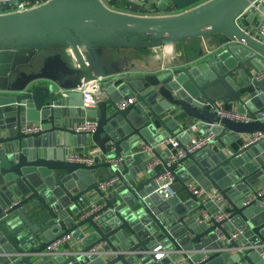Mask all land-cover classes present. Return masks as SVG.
I'll return each instance as SVG.
<instances>
[{
	"label": "water",
	"instance_id": "1",
	"mask_svg": "<svg viewBox=\"0 0 264 264\" xmlns=\"http://www.w3.org/2000/svg\"><path fill=\"white\" fill-rule=\"evenodd\" d=\"M255 1L51 0L0 15V264H264V194L244 203L264 183V139L231 147L232 139L264 131L258 115L264 109V78L258 77L264 42L246 24L256 13L249 8ZM260 9L262 19L264 0ZM211 33L227 38L221 48L156 72L107 76L91 68L84 52L155 42L163 54L165 43ZM47 47L74 54L79 81L66 88L50 78L20 79L18 66ZM95 76L104 78L97 105L85 110L82 93L70 91L69 97L82 95L78 107H71L62 90ZM15 77L22 81L14 85ZM133 94L135 103L119 107ZM229 104L255 119L223 116L220 106ZM79 107L85 116L76 115ZM86 117L98 121L92 134L73 128ZM192 122L204 135L211 130L214 139L169 164L172 150L166 147L162 154L158 142L175 137L185 146ZM32 124L39 130L26 132ZM80 141L94 142L119 163L68 160L70 146L83 151ZM154 157L159 162L149 167ZM166 172L181 185L174 196L157 190ZM113 178V194L99 188ZM193 180L218 192L231 212L227 219L200 221L212 202L189 189ZM93 189L96 210L80 218L78 201ZM182 191L188 199L179 198ZM233 230L241 234L233 238ZM65 235L81 247L47 251ZM159 253L164 256L157 258Z\"/></svg>",
	"mask_w": 264,
	"mask_h": 264
},
{
	"label": "crops",
	"instance_id": "2",
	"mask_svg": "<svg viewBox=\"0 0 264 264\" xmlns=\"http://www.w3.org/2000/svg\"><path fill=\"white\" fill-rule=\"evenodd\" d=\"M179 11L175 10L174 13ZM256 13L249 17V20L246 21V24H249L252 29L257 27L261 22L260 11H255ZM167 12H164L166 14ZM263 18V17H262ZM226 37L222 33H211L205 36L198 37H188L178 43H165L163 47V54H160L156 50L157 43H153L152 46L144 47H105L101 49H86L85 56L87 63L91 66L93 70H101L105 75H115L118 73H132L133 71H142V72H156L159 70L165 69L169 63H178L179 60L183 58L194 59L199 56L198 59H202L206 55L211 54L212 51H216L223 46V43L226 41ZM142 48H148L149 51L145 52ZM157 52V53H156ZM19 72L21 73L20 79L26 81L28 78L34 77H43L50 78L55 81H58L60 84L69 87V84L73 85L81 77L82 72L79 69V65L73 53L65 48L57 47H47L40 48L37 51L34 58L29 64L19 65ZM19 76V75H18ZM18 77L12 79V83L16 85V81H22ZM68 84V85H67ZM102 85V92H103ZM104 93V92H103ZM62 94V92H61ZM103 95V94H102ZM134 95V94H133ZM81 93L74 92L71 97L67 96L68 103H72L73 108L78 107L77 105L81 102ZM70 106V104H69ZM220 108L228 110H237L236 104L222 105ZM78 114V115H77ZM77 116H85V113L82 112V109L79 107V110L76 111ZM227 137H231L232 132L228 131ZM249 137L247 135H242L237 139H232L231 147L232 149H237L242 147ZM85 146L83 152L90 153H99L103 152L94 142L89 143H78L77 147ZM161 153H165L166 146H160ZM146 148V145L143 146ZM82 152V150H79ZM76 152V149L73 146L69 147V153ZM104 153V152H103ZM106 154V153H105ZM169 158V157H168ZM155 159V160H154ZM153 162H159V159L154 157ZM103 162V161H101ZM100 177V173H95ZM202 186L204 184L200 181H197ZM174 187L178 191L181 188V185L176 182ZM205 187V186H204ZM111 190V189H110ZM108 193L113 194L111 191ZM212 194L218 195V192L215 189H212ZM97 196V192L93 189L87 193L82 201H78L80 204V209L82 207L92 206V199ZM179 198L186 200L189 198V195L186 191L178 193ZM208 206L209 211L213 212L216 210V205ZM231 209V208H230ZM237 231V230H233ZM232 231V232H233ZM71 247H81V242H78L73 235L70 236L68 241L61 245L57 250ZM56 250V251H57Z\"/></svg>",
	"mask_w": 264,
	"mask_h": 264
},
{
	"label": "built area",
	"instance_id": "3",
	"mask_svg": "<svg viewBox=\"0 0 264 264\" xmlns=\"http://www.w3.org/2000/svg\"><path fill=\"white\" fill-rule=\"evenodd\" d=\"M15 1V2H14ZM17 0H0V4L5 3H12L11 8L9 10H1L0 9V15L7 14V13H19L24 12L30 9H34L36 7H39L51 0H20L19 2H16ZM14 2V3H13ZM261 0L255 1L252 6L249 8H255L257 11H261L260 9ZM263 18L260 22V24L255 27L254 29H251L249 32L252 36L257 38L258 40L264 42V12ZM259 78H264V70L261 71L258 74ZM102 76H95V78H92L90 80H82V83L72 88L71 90H68L66 92V95L70 93V91H80L83 95V105L82 107L86 110L87 108L94 107L97 105V102L102 95V82H103ZM136 102V96L130 95L124 99H122L119 102V107L125 108L133 103ZM220 112L223 116L229 117L234 120L239 121H251L255 118L249 113V112H239L238 110H228L220 108ZM259 117L264 118V109L260 110L258 112ZM98 121L95 118H89L86 117L82 122H79L74 125V130L79 133H88L92 134L97 129ZM40 126L38 124H32L25 128L26 132H32L39 130ZM191 135V140L188 141L185 146H182L181 141L175 137H164L159 142V146H166L171 148L172 154L168 158V163L172 164L175 162H179L182 158H184L188 152L194 151L200 147H203L205 145L211 144L212 140L215 137V134L209 130L206 135L202 134L200 132V127L198 122H192L189 126V128L186 130ZM261 139H264V131H257L253 133V135L249 138V142L259 141ZM85 147V146H84ZM145 151H151V147L146 146L144 148ZM68 160L73 162H82L88 165H92L101 161H108L113 163L114 165H117L120 161L119 158H109L107 154L103 152L99 153H90V152H81L76 151L74 153H69L67 156ZM157 162H151L149 164V167H153ZM159 186L157 190L159 192H165L166 195L174 196L177 193L176 188L174 187V175L170 172H166L162 174L159 177ZM117 183V178H113L108 181H102L99 183V188L103 191H109L110 188H112ZM189 189L195 193L198 198L204 202L207 203L211 201L216 205V210L211 212L209 210H203L201 213L200 221L207 222L212 216L216 218V220H224L227 219L231 212L230 210H226L223 208V198L218 194L214 195L211 193L213 190H207L205 187H203L200 183L193 180L188 183ZM264 194V183L257 186V193L252 194L250 198L245 200V204L252 202L257 198V195H263ZM83 200V199H82ZM96 210V206H87L82 207L79 211V217L83 218L87 214L91 213L92 211ZM241 234L240 230L233 231L232 237L237 238ZM71 235H65L61 237L60 239L53 242L50 246H48L47 251L53 252L56 251L59 247H61L62 244H64ZM262 257H264V246L262 248L261 252ZM164 256V253L157 254V258H161ZM183 264H188L184 262Z\"/></svg>",
	"mask_w": 264,
	"mask_h": 264
},
{
	"label": "flooded vegetation",
	"instance_id": "4",
	"mask_svg": "<svg viewBox=\"0 0 264 264\" xmlns=\"http://www.w3.org/2000/svg\"><path fill=\"white\" fill-rule=\"evenodd\" d=\"M68 90H62V95H64L65 97H67L68 95H66V92H67ZM83 108V107H82ZM91 108V107H90Z\"/></svg>",
	"mask_w": 264,
	"mask_h": 264
},
{
	"label": "trees",
	"instance_id": "5",
	"mask_svg": "<svg viewBox=\"0 0 264 264\" xmlns=\"http://www.w3.org/2000/svg\"><path fill=\"white\" fill-rule=\"evenodd\" d=\"M143 50H145V52H147V51H149V49L148 48H142Z\"/></svg>",
	"mask_w": 264,
	"mask_h": 264
},
{
	"label": "rangeland",
	"instance_id": "6",
	"mask_svg": "<svg viewBox=\"0 0 264 264\" xmlns=\"http://www.w3.org/2000/svg\"><path fill=\"white\" fill-rule=\"evenodd\" d=\"M157 53V52H156Z\"/></svg>",
	"mask_w": 264,
	"mask_h": 264
}]
</instances>
